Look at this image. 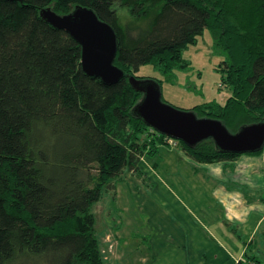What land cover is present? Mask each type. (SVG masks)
Segmentation results:
<instances>
[{
  "label": "trees",
  "instance_id": "1",
  "mask_svg": "<svg viewBox=\"0 0 264 264\" xmlns=\"http://www.w3.org/2000/svg\"><path fill=\"white\" fill-rule=\"evenodd\" d=\"M76 5L114 28L118 82L86 74L80 45L39 14ZM204 29L227 55L230 95L191 110L231 132L264 122V0H0V264H104L92 206L167 143L133 112L142 94L128 76L146 63L184 66L182 50ZM178 142L207 162L240 155L211 139ZM244 255L237 264L258 263Z\"/></svg>",
  "mask_w": 264,
  "mask_h": 264
},
{
  "label": "rangeland",
  "instance_id": "2",
  "mask_svg": "<svg viewBox=\"0 0 264 264\" xmlns=\"http://www.w3.org/2000/svg\"><path fill=\"white\" fill-rule=\"evenodd\" d=\"M226 56L204 29L182 50L184 66L165 73L146 63L135 75L155 80L162 100L179 109L223 105L230 95L222 81ZM239 157L257 162L222 172L218 163L190 156L178 141L175 146L157 143L155 151L139 160L137 171L126 169L114 179V192H103L92 206L104 264H237L245 252L264 264V219L247 237L257 214L264 213V153ZM245 169L257 177L246 172V180L232 179ZM223 195L235 200L232 206L242 217L250 216L247 224L228 217L230 204Z\"/></svg>",
  "mask_w": 264,
  "mask_h": 264
},
{
  "label": "water",
  "instance_id": "3",
  "mask_svg": "<svg viewBox=\"0 0 264 264\" xmlns=\"http://www.w3.org/2000/svg\"><path fill=\"white\" fill-rule=\"evenodd\" d=\"M39 14L50 25L69 33L80 45V63L86 74L98 77L106 84H114L125 76V72L114 64L117 52L115 30L93 9L76 5L70 12L58 14L45 7ZM128 80L132 88L142 94L133 112L160 134L188 147L211 139L219 151L236 154L254 153L264 146V122L243 125L231 132L219 119L198 117L192 110L164 102L155 80L134 75H129Z\"/></svg>",
  "mask_w": 264,
  "mask_h": 264
},
{
  "label": "crops",
  "instance_id": "4",
  "mask_svg": "<svg viewBox=\"0 0 264 264\" xmlns=\"http://www.w3.org/2000/svg\"><path fill=\"white\" fill-rule=\"evenodd\" d=\"M239 156H236V157H234L232 159H226V160H221V161H213L214 162L213 164H217L218 163L217 167L219 169L217 171H219L221 169L222 172H225V170H227V171L236 170L237 166L239 164H240V166L243 165L244 162H247L246 165H245L246 168L251 166L252 164H255L257 162L256 159H253L255 157H248L247 159L242 160ZM261 161L264 162V158H262ZM214 171H216V170L214 169ZM261 171H262L261 178L263 179V182H264V168ZM246 172L248 173L250 171H247L246 169H245V172L238 171L237 173H234L235 175H232L231 177H232L233 180H238V181H242L243 180L244 181V180H246L248 178V176L244 174ZM250 174H252V173L250 172ZM252 175L254 176V174H252ZM220 177L223 178V179L227 178L225 176V174L220 175ZM252 177L250 178V180L252 179ZM254 177L256 178L257 176H254ZM229 194H233V192H230ZM227 195H223L222 196V200L225 203L229 202V204H230V209L228 210V217L230 219L231 218L235 219V217H237L239 225H241V226H242V224L244 222H245V224H247L250 216H248V214H247V217H245V218L242 217L240 211L239 210L238 211L235 210L234 207L232 206L235 203V200H233L232 197L229 198ZM240 202H241V197L239 196V204H240ZM262 211H264V208H262L261 213H262ZM236 212H238V213H236ZM263 219H264V213L259 214V215L257 214L255 226L253 227L252 230L249 229V233L247 235L248 238L252 237V234L256 230V227L259 225L260 221L263 220Z\"/></svg>",
  "mask_w": 264,
  "mask_h": 264
},
{
  "label": "built area",
  "instance_id": "5",
  "mask_svg": "<svg viewBox=\"0 0 264 264\" xmlns=\"http://www.w3.org/2000/svg\"><path fill=\"white\" fill-rule=\"evenodd\" d=\"M167 143L169 144V145H172V146H175V145H177V141L175 140V139H172V138H169V137H167ZM248 264H255L254 262H248Z\"/></svg>",
  "mask_w": 264,
  "mask_h": 264
}]
</instances>
